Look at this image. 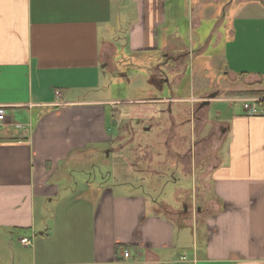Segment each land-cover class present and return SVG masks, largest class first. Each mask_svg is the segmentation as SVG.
Listing matches in <instances>:
<instances>
[{
    "label": "crops",
    "instance_id": "obj_1",
    "mask_svg": "<svg viewBox=\"0 0 264 264\" xmlns=\"http://www.w3.org/2000/svg\"><path fill=\"white\" fill-rule=\"evenodd\" d=\"M135 104L209 148L200 194L179 169L170 199L117 178ZM0 107V264H264V0H0Z\"/></svg>",
    "mask_w": 264,
    "mask_h": 264
},
{
    "label": "rangeland",
    "instance_id": "obj_2",
    "mask_svg": "<svg viewBox=\"0 0 264 264\" xmlns=\"http://www.w3.org/2000/svg\"><path fill=\"white\" fill-rule=\"evenodd\" d=\"M153 69L154 67H151L149 72L154 73ZM137 78L136 75L130 74V84L120 80V84L116 86L115 90H113L115 96H122L123 98L139 96L137 93L135 94V92H140L148 80L145 75H140V78L143 81H138ZM194 105L196 106V104ZM195 106L190 112L195 113ZM118 109L119 120L117 124L119 128L118 131L111 133L113 135H111L112 145L110 146L112 149H117V153L113 150L112 157L110 158L113 162L116 161V164L119 166L117 170V178H123L121 177L123 176V173L120 174V170L122 169L121 165L122 163L128 162L130 169L134 172V182L139 181L140 183V179L141 181L143 180L144 182H142V185L146 190L149 189L151 196L156 199L163 196L170 199L171 194L174 196L176 189H174L173 184L163 186L160 173L166 172L168 175V173H171L173 170L179 169L181 176L192 178L193 187L196 189L197 193L200 194V192L203 191L202 174L207 172V168L212 162L211 160H205V157H207L206 152L209 148L207 149L206 147L205 150V146L202 145L203 147H200L195 154L196 156L192 157L190 149L194 138H191L190 140L189 137H182V141L179 142L178 136L175 137L174 130L171 129L167 134L165 132L164 135H162V140L160 135H157V127L160 120H157L156 116L155 118L152 117L155 110L150 113L145 112V108H141L140 104H135L134 106L130 105L128 109L124 107L121 109L119 107ZM202 114L205 117L206 113L202 111ZM186 117H188V115ZM171 123L166 122L164 126H175L174 121H171ZM146 129H148V131ZM159 131L163 132L162 129ZM106 147V152H108V145ZM193 159H195V162ZM100 160L106 159L102 156ZM199 164L202 166H199ZM177 165L178 168L175 167ZM194 165L195 168H192ZM100 167L101 164H99L98 168ZM104 167L105 168H101V170H106V172H108L110 169L109 164L104 165ZM129 175H131L130 172ZM103 176H105V178L109 177L108 173L103 174ZM188 192L189 191H186V194L184 195V198L187 201V203H185L187 204V207H191L190 204L194 203L192 206L196 207L195 209L202 211L204 206L201 199H189ZM190 197H192L191 194ZM178 201L181 202L182 200ZM177 207L180 209L179 205H177ZM195 209L194 212H196Z\"/></svg>",
    "mask_w": 264,
    "mask_h": 264
},
{
    "label": "built area",
    "instance_id": "obj_3",
    "mask_svg": "<svg viewBox=\"0 0 264 264\" xmlns=\"http://www.w3.org/2000/svg\"><path fill=\"white\" fill-rule=\"evenodd\" d=\"M242 108L248 112L249 115H255L259 112V103L258 98H239ZM5 119V109L0 107V122ZM20 243L23 245H29L30 241L28 239H21ZM125 257L128 256L127 253L124 254Z\"/></svg>",
    "mask_w": 264,
    "mask_h": 264
},
{
    "label": "water",
    "instance_id": "obj_4",
    "mask_svg": "<svg viewBox=\"0 0 264 264\" xmlns=\"http://www.w3.org/2000/svg\"><path fill=\"white\" fill-rule=\"evenodd\" d=\"M208 104H209L208 102H204L203 104H201V107H203L204 105H208Z\"/></svg>",
    "mask_w": 264,
    "mask_h": 264
}]
</instances>
